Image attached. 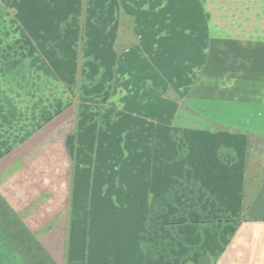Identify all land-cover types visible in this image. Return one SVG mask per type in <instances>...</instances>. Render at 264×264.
Masks as SVG:
<instances>
[{"label": "crops", "instance_id": "crops-1", "mask_svg": "<svg viewBox=\"0 0 264 264\" xmlns=\"http://www.w3.org/2000/svg\"><path fill=\"white\" fill-rule=\"evenodd\" d=\"M0 264H264V0H0Z\"/></svg>", "mask_w": 264, "mask_h": 264}, {"label": "rangeland", "instance_id": "rangeland-1", "mask_svg": "<svg viewBox=\"0 0 264 264\" xmlns=\"http://www.w3.org/2000/svg\"><path fill=\"white\" fill-rule=\"evenodd\" d=\"M16 3H13V6L15 5ZM7 5H9V4H7ZM80 6H81V8H80V13H81V17H80V19H79V21H78V28H79V33H78V36H77V38H78V40H79V42L80 43H82V40H83V29H84V18H85V14H83V11L85 10V7H84V3L83 2H81L80 3ZM15 7V6H14ZM8 8V9H7ZM20 7H18L17 5H16V7L15 8H13L12 9V11L10 10V8H9V6H6V12L7 13H15V16H16V13H17V10L19 9ZM6 18V17H5ZM233 23V22H232ZM122 25V24H121ZM123 27H124V29L123 30H121L120 32H121V35L122 36H120L121 37V39H124V41H125V43H130V42H132V40H130V37H128L130 34H131V32L129 31V29H128V25L126 24V22H123ZM126 38V39H125ZM73 99H74V106H77V104H79V100L76 98V96H74L73 97ZM186 107H183V109H185ZM187 111V110H186ZM188 112V111H187ZM57 115H54V117H52V118H55ZM180 117V119H179V121H183V117H182V115L181 116H179ZM52 118L50 119V120H52ZM70 135H72V134H70ZM69 135V136H70ZM69 136H67V138L69 137ZM67 138H66V147H67ZM67 150H68V148H67ZM259 150H262V149H259ZM68 152V151H67ZM72 156H73V154H72ZM68 203H73V198H72V200H71V198L69 197L68 198Z\"/></svg>", "mask_w": 264, "mask_h": 264}, {"label": "trees", "instance_id": "trees-1", "mask_svg": "<svg viewBox=\"0 0 264 264\" xmlns=\"http://www.w3.org/2000/svg\"><path fill=\"white\" fill-rule=\"evenodd\" d=\"M67 148H68L69 154L72 156L74 152V135L73 134L67 138Z\"/></svg>", "mask_w": 264, "mask_h": 264}]
</instances>
